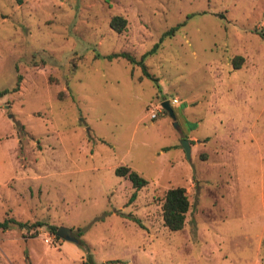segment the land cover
<instances>
[{
    "label": "rangeland",
    "instance_id": "1",
    "mask_svg": "<svg viewBox=\"0 0 264 264\" xmlns=\"http://www.w3.org/2000/svg\"><path fill=\"white\" fill-rule=\"evenodd\" d=\"M159 38L153 80L103 57L138 59ZM3 88L0 220L79 231L89 252L15 226L0 229V264H264V0H0ZM119 165L147 181L130 201ZM176 186L189 208L169 231Z\"/></svg>",
    "mask_w": 264,
    "mask_h": 264
},
{
    "label": "trees",
    "instance_id": "2",
    "mask_svg": "<svg viewBox=\"0 0 264 264\" xmlns=\"http://www.w3.org/2000/svg\"><path fill=\"white\" fill-rule=\"evenodd\" d=\"M126 20L120 15H112L108 21L109 27L114 30L115 32H120L124 26H125ZM180 24H177L176 26H173L169 29H167L161 37L165 35H171L173 34L174 30L179 26ZM160 39L153 43V45L146 51H144L138 59H135L130 53L126 51H120V52H113L104 55L103 57L107 60H111L114 58H124L127 62L130 64H135L139 67L141 75L150 79H154V77L148 73L146 70V66L144 64V59L147 55H150L153 53L160 42ZM95 57L99 56L98 54L94 55ZM242 61V56L236 55L233 56L231 59V64L233 68H238L240 66V63ZM21 76L17 75V80L15 85L10 89V91H16L18 89V82L20 80ZM9 90L6 88L0 89V97L5 95ZM114 174L117 176L125 177L131 184V187L133 188V191L131 192L128 200H132L135 197V191L139 189L140 187L144 186L146 184V179L140 176L136 171L131 169L128 166L125 165H119L114 168ZM161 219L164 227L168 229L169 231H177L182 228L184 224L185 214L189 208V202L188 198L185 192V189L180 186L176 187H170L165 190L162 202H161ZM17 227V228H26L29 230H32L31 236L36 235V229L41 226H45L47 229H49L54 235L56 226L47 224L46 222L36 220L34 222H22L19 220H16L12 217L4 218L0 220V229L5 230L10 227ZM76 238V245L86 253H88V249L85 248V245L83 241L79 238L80 233L77 232ZM57 236V235H56ZM26 256V255H24Z\"/></svg>",
    "mask_w": 264,
    "mask_h": 264
},
{
    "label": "water",
    "instance_id": "3",
    "mask_svg": "<svg viewBox=\"0 0 264 264\" xmlns=\"http://www.w3.org/2000/svg\"><path fill=\"white\" fill-rule=\"evenodd\" d=\"M160 105L163 108V110L166 111L168 116L173 120L174 119V113H173L171 106L169 105V101L163 100V101H161ZM173 124L175 125V122H173ZM179 144H180L181 148L184 150L185 156L188 158L189 154H190V146H189L188 139L181 138L179 140ZM55 234L57 236H60L64 239H66V240L73 241V242L76 241V238L69 234V229L65 228V227L60 226V227L56 228Z\"/></svg>",
    "mask_w": 264,
    "mask_h": 264
},
{
    "label": "crops",
    "instance_id": "4",
    "mask_svg": "<svg viewBox=\"0 0 264 264\" xmlns=\"http://www.w3.org/2000/svg\"><path fill=\"white\" fill-rule=\"evenodd\" d=\"M174 118H175V116H174ZM192 137H194V136L189 135L188 137H186V139L190 140ZM189 146H190V152H191V149L193 148V145L189 144ZM5 230H7V229H5ZM32 237H34V236H32ZM58 237H60V236H58ZM68 241L69 240H66L64 238H63V241H62L63 242L62 243V247L67 250L65 256H69L71 259H78V260L82 261L84 259L83 250L80 249L77 246H69L71 242H68Z\"/></svg>",
    "mask_w": 264,
    "mask_h": 264
},
{
    "label": "built area",
    "instance_id": "5",
    "mask_svg": "<svg viewBox=\"0 0 264 264\" xmlns=\"http://www.w3.org/2000/svg\"><path fill=\"white\" fill-rule=\"evenodd\" d=\"M171 102L175 103L176 100H172ZM150 116H151V117H154V114H151Z\"/></svg>",
    "mask_w": 264,
    "mask_h": 264
}]
</instances>
